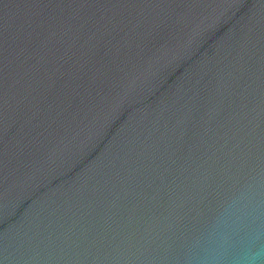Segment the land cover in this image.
<instances>
[{"label":"water","instance_id":"1","mask_svg":"<svg viewBox=\"0 0 264 264\" xmlns=\"http://www.w3.org/2000/svg\"><path fill=\"white\" fill-rule=\"evenodd\" d=\"M257 229L264 0H0V264L230 261Z\"/></svg>","mask_w":264,"mask_h":264},{"label":"clouds","instance_id":"2","mask_svg":"<svg viewBox=\"0 0 264 264\" xmlns=\"http://www.w3.org/2000/svg\"><path fill=\"white\" fill-rule=\"evenodd\" d=\"M264 238V229H257L250 244L242 242L241 254L226 261L223 255L205 258L203 264H264V245L260 243Z\"/></svg>","mask_w":264,"mask_h":264}]
</instances>
